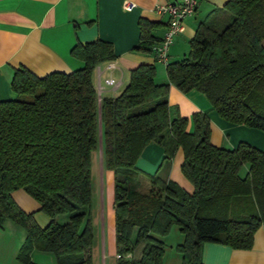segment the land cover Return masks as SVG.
Segmentation results:
<instances>
[{
    "label": "trees",
    "instance_id": "trees-1",
    "mask_svg": "<svg viewBox=\"0 0 264 264\" xmlns=\"http://www.w3.org/2000/svg\"><path fill=\"white\" fill-rule=\"evenodd\" d=\"M139 27L136 50L162 42L154 36L159 24L141 20ZM71 54L82 70L37 77L21 67L11 84L17 98L0 102V229L10 221L24 230L18 261L34 264L38 251L56 264H92L91 162L100 123L105 167L115 175L118 253L132 256L119 264H163L162 239L174 227L184 236L176 247L182 264H203L205 243L251 250L264 229V152L247 143L215 147L209 117L172 119L168 98L171 86L195 90L225 121L264 132V0H229L198 25L188 55L167 65L168 83L156 82L155 65H141L116 98L99 101L94 85L97 66L116 59L112 44H78ZM150 143L166 160L183 151L181 173L193 193L157 175L147 192L132 190ZM19 190L40 204L45 227L14 201Z\"/></svg>",
    "mask_w": 264,
    "mask_h": 264
},
{
    "label": "crops",
    "instance_id": "crops-1",
    "mask_svg": "<svg viewBox=\"0 0 264 264\" xmlns=\"http://www.w3.org/2000/svg\"><path fill=\"white\" fill-rule=\"evenodd\" d=\"M181 0H0V102L12 101L17 95L12 90V79L17 69L24 67L37 77L52 73L70 74L85 67L84 62L74 58L72 50L78 45H86L98 40L112 44L116 56L109 64H99L94 73V85L99 101L118 97L129 83L130 72L141 65H155L156 82L168 83L166 67L157 62L152 49L141 48L139 22L147 20L159 24L154 32L158 42L164 38L168 15L155 12V6L177 4ZM229 0H200L195 15L185 22V31L177 36L169 52V63L181 61L189 53V42L194 38L198 25L213 11L223 8ZM125 2H133L136 8L124 9ZM158 42L156 44H158ZM147 50V51H148ZM113 64L114 68L109 69ZM114 80L113 85L106 81ZM170 116L191 120L195 113L206 114L211 123V143L215 147L234 150L240 143H247L264 152V132L234 125L222 119L207 100L206 96L193 90L182 93L171 86L169 93ZM193 125L189 122L188 131ZM164 150L156 143H150L141 154L136 167L141 172L132 190L147 192L151 177L157 175L162 180L174 182L188 193H193L192 185L181 173L184 160L179 150L173 159L166 160ZM105 166L104 165L101 167ZM106 168V167H105ZM103 170V168H102ZM248 171L246 166L242 175ZM97 179L95 193L97 209L92 217L93 246L92 264H119L117 256V230L114 210L113 171L105 169ZM106 178V181H105ZM14 201L27 214L34 213L40 226L46 222L40 214V204L25 191L12 194ZM93 197V188H92ZM178 230H172L180 233ZM171 232V233H172ZM170 233V235H171ZM169 235V236H170ZM165 243L163 264H182V256L173 254ZM26 238L24 230L6 221L0 229V264H22L17 257ZM184 242L178 236L172 250ZM34 264H56L50 254L33 251L30 255ZM203 264H264V229L254 235L251 250H233L230 247L205 243L202 247Z\"/></svg>",
    "mask_w": 264,
    "mask_h": 264
},
{
    "label": "built area",
    "instance_id": "built-area-1",
    "mask_svg": "<svg viewBox=\"0 0 264 264\" xmlns=\"http://www.w3.org/2000/svg\"><path fill=\"white\" fill-rule=\"evenodd\" d=\"M199 1L200 0H181L180 3L177 4H156V13L169 16V23L164 38L160 44L153 48L157 62L162 63L165 66L169 64L170 47L174 39L184 33L185 22L187 19H190L195 15ZM135 8L136 4L133 2H125L124 4V9L126 11H132ZM112 68H114V65L110 64L109 69ZM106 83L107 85H113L114 80H108ZM117 258L118 260L121 258L130 260L132 256L130 254L125 257L118 255Z\"/></svg>",
    "mask_w": 264,
    "mask_h": 264
},
{
    "label": "rangeland",
    "instance_id": "rangeland-1",
    "mask_svg": "<svg viewBox=\"0 0 264 264\" xmlns=\"http://www.w3.org/2000/svg\"><path fill=\"white\" fill-rule=\"evenodd\" d=\"M162 64V63H160ZM163 66H165L164 64H162ZM98 148L97 150L92 154V162H91V173H92V188H93V197H92V205L90 208V214L91 216H94L96 213V207H97V196L95 193V187L97 184V178L102 175V171L104 172V170L106 169L105 166L101 167L104 165L105 162V158H104V138H103V126L100 123L99 126V132H98ZM103 168V170H102ZM106 181V178H105ZM140 191V189H139ZM40 216L44 219L49 221V218L44 215L43 213L40 214ZM48 224V222H46V224H44L45 227ZM178 227H174L173 230H178L176 229ZM178 236H181V233H178L176 231H173L171 233V235L168 237L167 239V248L169 250V252H172L173 254L177 253L176 248H174V250H172L171 247H173V245H176L177 243V238Z\"/></svg>",
    "mask_w": 264,
    "mask_h": 264
}]
</instances>
